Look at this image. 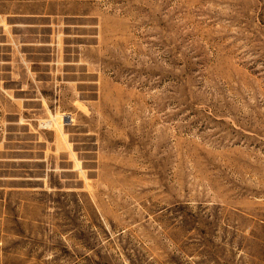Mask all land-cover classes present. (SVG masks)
Returning a JSON list of instances; mask_svg holds the SVG:
<instances>
[{"label":"rangeland","instance_id":"rangeland-1","mask_svg":"<svg viewBox=\"0 0 264 264\" xmlns=\"http://www.w3.org/2000/svg\"><path fill=\"white\" fill-rule=\"evenodd\" d=\"M0 264H264V0H0Z\"/></svg>","mask_w":264,"mask_h":264},{"label":"crops","instance_id":"crops-1","mask_svg":"<svg viewBox=\"0 0 264 264\" xmlns=\"http://www.w3.org/2000/svg\"><path fill=\"white\" fill-rule=\"evenodd\" d=\"M34 67H32V70L30 72V77L33 79L34 84L38 87H45V86H49V87H54V74H56L57 71L61 70V68L59 67L58 70L57 68H54L52 66V63L48 61H44V59L40 57L36 58L34 60ZM46 64V65H44ZM33 66V65H32ZM66 72L61 73L60 75V83H62L61 85L64 87V92L60 95L61 98H68V96H71L72 98H75L77 95L73 94V91L71 90L74 85H76L78 82L75 80V78L70 77L69 73L67 72V70H65ZM54 73V74H53ZM63 73L66 75H63ZM66 90H70L69 94L68 92H66ZM54 134V137H52L49 145L53 146L54 144V148L51 147L50 150H57L58 146L62 145L64 143V138L61 134ZM70 144V149L68 148L67 144H63L64 145V152L68 151V157L71 161V166H75L76 165V154H77V148H76V142H68ZM71 147H73V150H71Z\"/></svg>","mask_w":264,"mask_h":264}]
</instances>
